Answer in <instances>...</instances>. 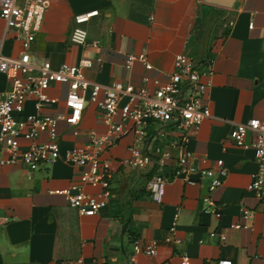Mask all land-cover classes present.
<instances>
[{
    "label": "crops",
    "instance_id": "1",
    "mask_svg": "<svg viewBox=\"0 0 264 264\" xmlns=\"http://www.w3.org/2000/svg\"><path fill=\"white\" fill-rule=\"evenodd\" d=\"M48 1L41 33L28 50L34 66L49 62L56 69L89 60L92 66L84 76L91 83L122 82L152 93L155 81L164 83L172 73L177 55L213 61L206 99L211 117L192 135L188 149L197 166H202L200 157H206L211 168L223 161L227 176L212 194L222 217L216 219L213 208L203 202L209 195L208 181L198 175L196 185L175 181L166 186L161 203L154 201L147 190L152 174L122 165L132 145L131 137H125L103 154L112 169V199L94 217L80 215L56 193L76 183L80 172L63 158L34 173L0 166V264H182L184 258L189 264H264V197L248 190L258 173L257 159L252 149L228 139L235 123L264 120V0H237L232 9L205 0ZM91 11L100 16L85 26L88 44L73 45L69 36L74 17ZM5 29L0 19L2 54L19 56L24 52L21 44L4 38ZM140 55L150 68L136 61L126 69L127 57ZM9 88L1 75L0 92ZM67 91L66 84L53 85L49 95L57 104L41 113H67ZM37 113L29 99L25 114ZM77 129L79 135L74 136L59 123L62 154L86 145L90 133H107L99 110L89 103ZM4 157L0 153V159ZM170 172V167L161 170L164 175ZM243 208L254 212L249 229L234 230L232 225L244 223ZM173 223L179 244L170 234ZM212 232L226 240L210 238ZM132 237L142 244L154 241L157 253L138 255L132 262Z\"/></svg>",
    "mask_w": 264,
    "mask_h": 264
},
{
    "label": "built area",
    "instance_id": "2",
    "mask_svg": "<svg viewBox=\"0 0 264 264\" xmlns=\"http://www.w3.org/2000/svg\"><path fill=\"white\" fill-rule=\"evenodd\" d=\"M48 0H0V19L5 23L4 38L10 37L21 44L24 52L19 56H6L1 52L0 76L5 75L9 90L0 92V159L1 167H16L34 173L41 166L53 165L64 159L71 166L80 169L77 182L63 191L56 192L65 197L68 206L85 217H94L106 208L112 199V169L103 154L125 137H131L130 157L122 161L126 168L149 171L152 175L147 184L151 198L162 202L167 185L182 181L187 185H196L198 175L207 180L209 195L203 202L213 208L216 219L222 217L212 194L223 184L227 176L222 160L215 167H208L206 157L196 158L188 149L192 135L202 123L211 117L206 105L208 90L214 76L211 59L197 60L186 55H177L173 62V71L164 83L155 81L152 93L136 91L131 85L122 82L110 86L91 83L84 76V70L92 66L91 61L83 60L79 65L61 64L54 69L49 62L38 66L31 63L28 50L41 33ZM100 16L98 11L77 15L73 19L69 40L73 45L88 44V32L85 26ZM150 68L144 55L128 56L126 69L136 62ZM68 85L64 105L65 114L46 115L44 107L54 106L57 100L49 95L53 85ZM29 99L35 102L38 111L35 115L25 114V105ZM94 105L100 112L101 120L107 127L103 136L90 133L86 145L74 147L64 154L58 142V125L64 122L79 135L77 127L81 123L87 104ZM118 119V121H117ZM45 136V141L41 137ZM229 141L242 149H252L258 163V173L253 176L248 190L264 197V120L251 119L245 123H235L228 135ZM22 143H26L23 149ZM171 168L169 175L162 169ZM86 187L99 190L87 192ZM208 209H206V212ZM254 215L252 210L243 208L241 218L244 223L232 225L234 230H247ZM176 223L170 234L175 244ZM212 239L223 243V234L212 232ZM132 257L135 262L138 255L153 256L157 253L154 241L142 244L132 237ZM182 264H189L186 258ZM254 264V263H251Z\"/></svg>",
    "mask_w": 264,
    "mask_h": 264
},
{
    "label": "water",
    "instance_id": "3",
    "mask_svg": "<svg viewBox=\"0 0 264 264\" xmlns=\"http://www.w3.org/2000/svg\"><path fill=\"white\" fill-rule=\"evenodd\" d=\"M237 0H205V3L221 9H232Z\"/></svg>",
    "mask_w": 264,
    "mask_h": 264
}]
</instances>
